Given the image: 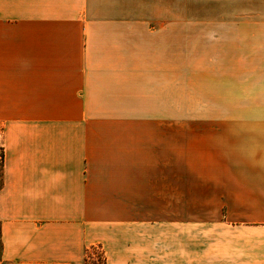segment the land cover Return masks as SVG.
<instances>
[{"label": "crops", "instance_id": "1", "mask_svg": "<svg viewBox=\"0 0 264 264\" xmlns=\"http://www.w3.org/2000/svg\"><path fill=\"white\" fill-rule=\"evenodd\" d=\"M170 1L0 0V264H264V0H177V80Z\"/></svg>", "mask_w": 264, "mask_h": 264}, {"label": "rangeland", "instance_id": "2", "mask_svg": "<svg viewBox=\"0 0 264 264\" xmlns=\"http://www.w3.org/2000/svg\"><path fill=\"white\" fill-rule=\"evenodd\" d=\"M169 11L165 10L164 12L160 11V16L158 12L155 11V16L152 18V21L156 24L169 25L171 29V59H172V78L177 80V70H178V26H179V17H178V1L171 0ZM162 14L164 16L162 17ZM172 110H177L176 107L172 106ZM171 122L172 128L177 127L178 122V114L176 112H172L171 114ZM173 132V129H172ZM2 153L0 152V174L2 167ZM0 186H1V178H0ZM172 189H174L172 187ZM177 190V187L175 188ZM214 211H202V210H187L180 211L178 209L171 210V221H202L204 219L216 218V216L212 215ZM225 214V212L223 211ZM197 219V220H196ZM1 252V247H0ZM86 264H103L102 260V252L100 249H94V251L89 252L86 260Z\"/></svg>", "mask_w": 264, "mask_h": 264}, {"label": "trees", "instance_id": "3", "mask_svg": "<svg viewBox=\"0 0 264 264\" xmlns=\"http://www.w3.org/2000/svg\"><path fill=\"white\" fill-rule=\"evenodd\" d=\"M89 254V253H88ZM102 260H103V264H104V259H103V257H102Z\"/></svg>", "mask_w": 264, "mask_h": 264}]
</instances>
